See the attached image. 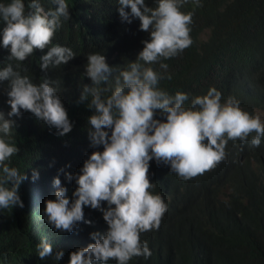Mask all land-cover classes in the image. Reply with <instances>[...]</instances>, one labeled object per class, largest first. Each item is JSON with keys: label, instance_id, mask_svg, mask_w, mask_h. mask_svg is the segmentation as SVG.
<instances>
[{"label": "trees", "instance_id": "16d2710c", "mask_svg": "<svg viewBox=\"0 0 264 264\" xmlns=\"http://www.w3.org/2000/svg\"><path fill=\"white\" fill-rule=\"evenodd\" d=\"M41 2L45 8L52 7L47 0ZM145 2L156 6L154 0ZM118 7L116 0H69L70 19L62 21L52 37L53 44L68 46L76 54L68 63L47 71L58 82L60 99L73 123L71 131L57 136L55 129L29 111L13 117L16 125L11 142L20 151L10 158L11 165L26 172L29 179L19 189L24 207L0 213V264H66L71 251L94 242L90 232L106 231L99 210L85 207V217L92 223L80 222L69 233L47 224L43 208L46 198H54V176H60L69 197L76 186L57 170L78 172L94 150L87 139V117L92 110L86 107L87 101L77 103L80 85L90 83L83 76L85 54L105 55L114 72L101 86L111 89L118 71L135 58L141 41L148 38L139 29L138 18L131 23L121 21ZM180 10L193 12L192 43L164 61L171 79H161L158 86L170 94L188 93L185 106L193 96L215 86L221 101L232 96L250 114H264V0H201L198 7L187 0ZM45 51L34 49L19 62L21 74L37 84L44 78L38 64ZM7 55L8 50L0 48V67L12 63L15 69L17 62L9 61ZM152 67L165 71L158 62ZM6 98L4 85H0V109L5 111L9 107ZM224 152L215 167L187 180L168 166L149 161V179L155 185L150 191L161 195L167 210L156 230L140 234L151 255L133 257L128 264H264V137L257 147L248 141L228 140ZM33 168L39 171L34 182L30 178ZM45 238L53 244V254L40 259L36 244ZM58 249L64 256L56 261Z\"/></svg>", "mask_w": 264, "mask_h": 264}, {"label": "clouds", "instance_id": "9594fccd", "mask_svg": "<svg viewBox=\"0 0 264 264\" xmlns=\"http://www.w3.org/2000/svg\"><path fill=\"white\" fill-rule=\"evenodd\" d=\"M116 2L121 21L131 23L138 18L139 29L147 32L148 38L141 41L143 46L135 58L118 71L111 89L101 86L114 72L105 55L85 54L83 76L90 83L80 85L77 103L87 101L86 107L92 110L87 117V139L94 150L78 172L57 170L76 186L69 197L60 176H54V198L45 199L43 217L53 229L70 233L80 222L92 223L84 213V208L90 207L101 212L107 228L103 233L90 232L94 242L71 251L66 264H108L109 260L128 264L133 257L147 259L151 255L140 234L158 228L167 204L159 193L150 191L155 185L149 179V161L164 164L187 180L224 159L228 140L248 141L257 147L264 137L260 113L243 110L232 96L221 101L215 86L193 96L188 106L184 103L188 93L177 90L170 94L158 86L161 79H171L164 61L192 43L189 26L193 12L180 10L187 0H154L155 7L145 0ZM47 3L52 7L45 8L41 0H0V48L8 50L9 61L17 62L15 69L12 63L0 67V85H4L9 106L6 111L0 109V213L24 207L19 189L29 179L26 172L11 165L10 158L20 151L11 142L16 125L13 117L29 111L55 129L57 136L73 127L58 82L47 76L49 68L64 65L76 55L72 48L52 43L62 21L70 19L69 0ZM192 3L198 7L201 0ZM45 48L38 64L44 78L37 84L21 74L19 62L34 49ZM157 62L164 72L154 70L152 65ZM30 178L33 182L39 178L38 169H32ZM35 252L44 259L53 254V244L41 239ZM63 256L64 251L58 249L54 259Z\"/></svg>", "mask_w": 264, "mask_h": 264}, {"label": "rangeland", "instance_id": "374dc122", "mask_svg": "<svg viewBox=\"0 0 264 264\" xmlns=\"http://www.w3.org/2000/svg\"><path fill=\"white\" fill-rule=\"evenodd\" d=\"M258 113H260V115H261V118H262V117H263V115H264V114H263V112H261V111H260V112H258ZM262 119H263V118H262Z\"/></svg>", "mask_w": 264, "mask_h": 264}]
</instances>
